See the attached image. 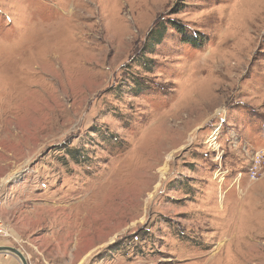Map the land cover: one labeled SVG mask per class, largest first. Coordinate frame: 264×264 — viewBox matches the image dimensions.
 <instances>
[{"label": "rangeland", "instance_id": "374dc122", "mask_svg": "<svg viewBox=\"0 0 264 264\" xmlns=\"http://www.w3.org/2000/svg\"><path fill=\"white\" fill-rule=\"evenodd\" d=\"M0 194L29 264H264V0H0Z\"/></svg>", "mask_w": 264, "mask_h": 264}, {"label": "water", "instance_id": "95a60500", "mask_svg": "<svg viewBox=\"0 0 264 264\" xmlns=\"http://www.w3.org/2000/svg\"><path fill=\"white\" fill-rule=\"evenodd\" d=\"M0 255H13L20 260L21 264H29L24 254L14 247L0 246Z\"/></svg>", "mask_w": 264, "mask_h": 264}, {"label": "built area", "instance_id": "2783aa9c", "mask_svg": "<svg viewBox=\"0 0 264 264\" xmlns=\"http://www.w3.org/2000/svg\"><path fill=\"white\" fill-rule=\"evenodd\" d=\"M10 233L8 232L6 225L1 217V194H0V238H9Z\"/></svg>", "mask_w": 264, "mask_h": 264}, {"label": "trees", "instance_id": "16d2710c", "mask_svg": "<svg viewBox=\"0 0 264 264\" xmlns=\"http://www.w3.org/2000/svg\"><path fill=\"white\" fill-rule=\"evenodd\" d=\"M162 37H163L162 32L155 34V36H152V38H153L154 40L157 39V43L160 42V40L162 39Z\"/></svg>", "mask_w": 264, "mask_h": 264}, {"label": "snow or ice", "instance_id": "6c2138e0", "mask_svg": "<svg viewBox=\"0 0 264 264\" xmlns=\"http://www.w3.org/2000/svg\"><path fill=\"white\" fill-rule=\"evenodd\" d=\"M93 264H94V262H93Z\"/></svg>", "mask_w": 264, "mask_h": 264}]
</instances>
